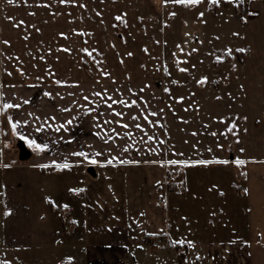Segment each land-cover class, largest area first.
I'll list each match as a JSON object with an SVG mask.
<instances>
[{
  "label": "crops",
  "instance_id": "obj_1",
  "mask_svg": "<svg viewBox=\"0 0 264 264\" xmlns=\"http://www.w3.org/2000/svg\"><path fill=\"white\" fill-rule=\"evenodd\" d=\"M75 1L69 0L72 6L66 12L67 33L73 36L70 47L74 52L70 56V70L67 68L65 74L60 75L57 74L58 59L50 60L53 69L49 72H44L43 68L48 62L43 58V35L46 31L59 33L58 10L53 6L44 8V0H13L11 4L0 0V100L19 105L8 109L26 143L33 140L46 146L42 149L33 146L35 154L29 163H0V264L5 261L12 264L14 257L24 259V264L30 260L33 264H135L140 253L154 250L148 243L151 238L162 241L166 238L171 246L188 241L165 212L169 197L162 215L154 214V210L147 214L143 212L147 207L145 203L152 201L155 205L154 199L147 197L149 192L143 188L144 184L139 187L138 180L133 181L140 175L163 179L167 163H179V160L165 158L155 167L157 171L150 174L149 169H144L142 174L136 169L139 166L133 154L135 147L142 140L145 143L149 134L154 136L160 127L161 138L147 137L146 140L166 146L167 96L163 82L162 89L155 82L156 79L164 81L166 58L151 56L155 55L157 47L163 52L164 30L155 31L153 1L133 0L130 8L125 6L124 10L123 3L128 0H103L105 5L100 17L118 21L119 16V20L124 21L122 34L128 40L121 44V56L108 62L115 66V78L131 90L124 96L130 98L125 106L116 91L114 97H120V104L109 101L107 105L106 95L92 89L81 72L73 73L80 65L74 54L75 27L87 34L93 26V17H89L86 10L77 13L82 22L76 21ZM162 1L168 6L182 7V3L175 0ZM251 1L258 9V21L253 24L258 27L254 26L251 31L243 28V36L239 38L246 49L264 51V0H219L216 4L232 11L236 6L235 16L239 14L237 18L243 20L244 26V19L248 17L246 4L250 5ZM107 2H115V7L119 3L118 10L109 9ZM208 2L199 0L198 5ZM101 18L97 19L101 21ZM107 23L109 21L106 26ZM251 33L256 40L250 45ZM47 46L58 53L56 38ZM143 48L147 51L144 56ZM97 62L104 64L106 59ZM228 66L232 67L228 69L227 94L231 98L233 120L232 124L228 123L226 143L224 138L218 141L221 153L210 160L198 159V191L207 185V191L216 193L215 196L210 194L215 201L207 197L206 204L201 206L208 211V219L198 230V241L241 243L248 250V257L253 254L260 264L264 262V52L254 58H230ZM128 82H132L131 85H126ZM92 101L96 104L94 107ZM92 108L98 112L94 117L90 114ZM124 112L127 116L122 121ZM111 113L116 117L119 113L120 121L108 117ZM126 146L125 152L123 147ZM81 151L87 153V157L73 155ZM128 151L132 154H127ZM252 152L256 154L253 164ZM91 160L96 163H90ZM125 162L130 163L131 169H123ZM226 162L220 167V163ZM57 163H67L69 167L58 171L54 169ZM160 171L162 173H158ZM219 173L225 174L227 181H220ZM169 191L166 193L170 195ZM229 194L238 203V214L231 209V217L234 215L237 221L232 219V224L224 225L231 230L226 236H211L216 233V224L214 226L211 219L217 218L219 223L218 218L226 215L224 197ZM182 254L180 252L179 256Z\"/></svg>",
  "mask_w": 264,
  "mask_h": 264
},
{
  "label": "rangeland",
  "instance_id": "obj_2",
  "mask_svg": "<svg viewBox=\"0 0 264 264\" xmlns=\"http://www.w3.org/2000/svg\"><path fill=\"white\" fill-rule=\"evenodd\" d=\"M152 1L156 9L155 31L160 30L161 32L164 30V50L161 52L158 50L160 48L157 47L155 55L151 56H156V58L164 56L166 58V65L163 66L164 81L161 79L155 81L160 89H162V82L164 89H167V91L165 90L167 96L166 146L159 145L157 141L151 144L152 142L149 139L146 140L147 137L152 140L156 137L161 138L162 130L160 127V130L156 129L154 136L149 134L145 137V143L142 140L139 146L135 147L137 149H134L133 154L136 155L137 165L139 166L136 169L139 172L142 171V174L143 171H146L144 169H149L150 174L153 170L157 171L155 167L163 163L165 158L167 160L169 158L170 160H179V163L172 165L167 163L165 166L166 176L163 179L157 177L152 179L150 176L142 177L140 175L138 179L133 181L138 180L139 187L144 184L145 187L143 186V188H146L149 192L147 197L154 199L155 205L152 204V201L145 203L147 207L144 206L146 208L143 209V212L147 214L154 210V214L162 215L166 209L165 201L169 197L168 209L165 212L178 225L180 232H184L188 241L182 245L174 244L171 246L165 238L159 248H153L154 250H148L144 254L140 253L135 264H257L258 259L253 254L249 258L248 250L241 243L198 241V230L204 227L208 219L206 217L208 211L203 210L202 207L206 204L207 197L209 200L215 201V198H211L212 195L210 194H216L215 190L207 191V185L198 191V159L210 160L216 153H221L222 147L218 144V141L226 138L228 123L232 124L231 98L227 94L229 88L228 69L232 67L228 66V60L243 56L259 57L264 52L262 50L246 49V44L240 39L243 36V28L251 31L254 26L255 28L258 27L257 24L253 25L258 21L256 18L257 6H254L253 1L250 5L246 4L248 17H245L243 26V20L237 18L239 14L237 17L235 16L238 11L236 6L235 10L232 11L228 7L222 8L221 4L217 6L216 3L209 2L201 5H198V3H182V7H179L177 5L168 6L162 0ZM132 2L133 0L124 2V10L125 6L130 8L129 4ZM104 3L103 0L75 1L76 21L82 22V17L77 16V13L86 10L89 17H93L91 20L93 26L90 27L91 29L87 34L79 32L78 27H75L73 35L76 51L74 54L80 65L78 67L74 65L76 69L74 68L73 73L78 75V71L81 72L80 74L89 80L88 83L92 89L99 90L100 95H106L104 101L107 100V105L110 104L109 101L113 103L115 100L120 104V97H114V91H116L121 96L125 106L129 104L130 98L124 96L126 93H130L131 90L130 88H124L123 81L115 78V66L108 62L115 56H121V44L126 43L128 40L124 33L122 34L123 20L118 19L116 21L114 18L102 19L100 17L102 15L101 10L104 9ZM43 5L44 8L53 6L59 13V33L51 34L46 31L43 35V58L48 60L47 65L43 67L44 72L53 69L50 60L58 59V72H56L60 75L61 73L65 74L67 68L70 70V56L73 51L70 47L73 36L67 33L66 25V12L72 4L69 0H64L63 3L61 0H44ZM223 5L227 4L223 3ZM236 5L239 6L240 4L236 3ZM115 6V2L108 3V8H112L113 11L116 8L118 10L119 3H117V7ZM242 6L243 4H241ZM200 13H203V15L201 16ZM97 18L102 20L99 21ZM108 21L109 24L107 23L106 26L105 23ZM103 23L104 25H102ZM102 26L104 27L102 28ZM142 30L144 33L146 32L145 26L142 27ZM239 36L241 37L239 38ZM250 37L252 40L250 41L251 45L256 39L252 33ZM52 38L58 40V53H54V50L47 48V44L50 43ZM232 44L234 45L232 46ZM240 49H244V51H240ZM146 53V49L143 48L141 51L142 56ZM104 59H106L105 65L97 62ZM131 83L128 82L126 85H131ZM120 86H123V88L119 89ZM95 101L99 100L95 99ZM93 103L94 101H92V107L96 105ZM2 105L3 103L0 100V163H29L35 154V148L26 143L21 130L16 124L15 129H13L8 119L10 117L12 123H14L10 110L2 109ZM90 114L94 117L98 112L92 108ZM124 114L126 113L124 112ZM117 116L111 113L108 117L117 122L120 121L119 115ZM125 116L127 114L122 117V121H125ZM235 121H237V118ZM124 137H126L125 133ZM224 143H226V139ZM22 148L29 152L30 158L21 159ZM123 148L124 151L128 150L127 146ZM131 149L133 150V148ZM127 154H132V152L128 151ZM251 156V163L253 164L256 154L252 152ZM123 164L124 170L127 167V169H131L130 163L125 162ZM226 164L227 162L219 165L222 167ZM142 167L144 168L142 169ZM65 169H58V171ZM219 177L220 181L221 179L227 181L225 174L219 173ZM211 179L213 180V178H206V180ZM152 180L155 182L154 185H152ZM204 180L202 181L204 182ZM124 181H126V178H124ZM166 191H169L170 195ZM223 191L227 192L226 190ZM224 201L227 206L226 215L224 213L222 217L218 218L219 223L216 221L217 218L211 219L214 226L216 224V233L211 236L219 235L220 237L221 235L226 236V232L231 233V230L224 225L232 224V219L236 220L234 215L233 218L231 217V209H234L233 212L238 214L237 201L230 194L224 197ZM151 206L153 209H151ZM137 212L142 213V210ZM1 219L0 208V229ZM139 219L142 220L141 217ZM154 240L156 238H151L148 243L151 244ZM166 243L167 245H165ZM180 252L183 253L181 256H179ZM12 261V264H24V259L18 257H14ZM33 263L34 261L31 260L27 262V264ZM260 264H264V262L261 261Z\"/></svg>",
  "mask_w": 264,
  "mask_h": 264
},
{
  "label": "snow or ice",
  "instance_id": "obj_3",
  "mask_svg": "<svg viewBox=\"0 0 264 264\" xmlns=\"http://www.w3.org/2000/svg\"><path fill=\"white\" fill-rule=\"evenodd\" d=\"M12 2H13V0H8V3H9V4H11ZM61 2L63 3L64 0H61ZM175 2H177V3H190V4H196V3H199V0H175ZM218 2H219V0H209V3H213V4L218 3ZM200 15L202 16L203 13H200ZM116 19H120V17L117 16ZM240 51H244V49H240ZM181 70H183V69H181ZM202 79H203V78H202ZM165 90L167 91V89H165ZM45 95H48V93H45ZM97 95H99V93H97ZM115 102H116V101H113V103H115ZM132 103L135 104V101H133ZM13 107H19V105H14V104H11V103H8V102L3 103V105H2V109H4V110H6V109H8V108H13ZM117 115H119V114H117ZM133 118L135 119V117H133ZM8 119H9V123L12 125L13 129H15V127H16L15 123H12L10 117H9ZM122 126L127 127V125H122ZM136 127L139 128L140 125H136ZM27 143H28L30 146H34V147L37 148V149H42V148L46 147L45 145H39V144H36V142L33 141V140H28ZM73 155H78V156H81V157H87V153H85V152H83V151H81V152H77V153H73ZM53 163L55 164V162H53ZM90 163H96V161H95V160H91ZM173 163H174V162H173ZM201 163H205V162H204V161H201ZM236 163H237V164H241L242 161H236ZM39 167H46V166H45V165H40ZM56 167H57L58 169H65V168H68L69 165H68L67 163H64V164H58V165H56ZM70 191H72V192H77V191H80V189H70ZM46 199H49V198H46ZM64 207H67V205H64ZM8 214H9V213L6 211V212H5V215H8ZM189 243H191V242H189ZM70 259H71V258H69V260H70ZM4 264H8V262L5 261Z\"/></svg>",
  "mask_w": 264,
  "mask_h": 264
},
{
  "label": "built area",
  "instance_id": "obj_4",
  "mask_svg": "<svg viewBox=\"0 0 264 264\" xmlns=\"http://www.w3.org/2000/svg\"><path fill=\"white\" fill-rule=\"evenodd\" d=\"M161 243H162L161 239H156L153 242H151L150 246L154 249H157Z\"/></svg>",
  "mask_w": 264,
  "mask_h": 264
},
{
  "label": "water",
  "instance_id": "obj_5",
  "mask_svg": "<svg viewBox=\"0 0 264 264\" xmlns=\"http://www.w3.org/2000/svg\"><path fill=\"white\" fill-rule=\"evenodd\" d=\"M21 152H22L21 159H27L29 156L28 152L24 150V148H22Z\"/></svg>",
  "mask_w": 264,
  "mask_h": 264
}]
</instances>
